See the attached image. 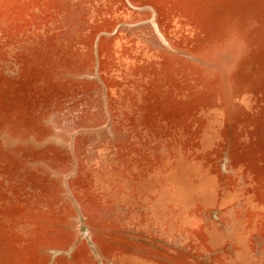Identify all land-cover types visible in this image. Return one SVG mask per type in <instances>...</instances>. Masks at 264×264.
I'll return each instance as SVG.
<instances>
[{
	"label": "rangeland",
	"instance_id": "rangeland-1",
	"mask_svg": "<svg viewBox=\"0 0 264 264\" xmlns=\"http://www.w3.org/2000/svg\"><path fill=\"white\" fill-rule=\"evenodd\" d=\"M0 264H264V0H0Z\"/></svg>",
	"mask_w": 264,
	"mask_h": 264
}]
</instances>
